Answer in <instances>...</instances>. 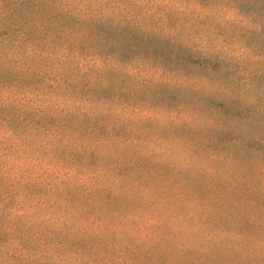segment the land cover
<instances>
[{
    "label": "rangeland",
    "instance_id": "obj_1",
    "mask_svg": "<svg viewBox=\"0 0 264 264\" xmlns=\"http://www.w3.org/2000/svg\"><path fill=\"white\" fill-rule=\"evenodd\" d=\"M201 3L216 9L194 19L190 42L166 52L139 44L128 59L148 68L143 80L104 77L106 104L64 124L93 153L68 143L57 162L123 174L107 193H88L87 207L70 206L93 219L100 206L106 222L89 246L71 244L80 258L101 264L108 251L122 264H264V27L226 20L219 0ZM211 50L215 75L192 61ZM129 137L136 146L125 145Z\"/></svg>",
    "mask_w": 264,
    "mask_h": 264
},
{
    "label": "trees",
    "instance_id": "obj_2",
    "mask_svg": "<svg viewBox=\"0 0 264 264\" xmlns=\"http://www.w3.org/2000/svg\"><path fill=\"white\" fill-rule=\"evenodd\" d=\"M201 1L0 0V264H94L80 258L79 246H89L87 237H98L106 224L101 207L93 219L70 206L87 207L88 193H107L123 174L57 162L55 153L68 143L82 155L93 153L64 124L106 104L98 96L109 85L104 77L124 72L143 80L137 75L148 68L128 59L139 44L166 52L169 44L190 42L194 19L216 9ZM219 1L226 20L231 15L235 24L264 27V0ZM203 55L194 64L200 60L209 63L206 73H221L212 64L216 51ZM184 57L175 52V60ZM137 143L129 137L125 145ZM104 253L96 258L101 264L110 261ZM116 261L110 264H122V256Z\"/></svg>",
    "mask_w": 264,
    "mask_h": 264
}]
</instances>
